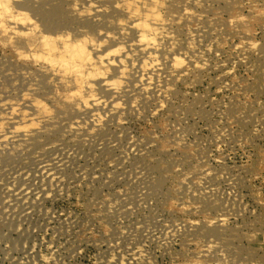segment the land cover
I'll return each mask as SVG.
<instances>
[{
	"label": "rangeland",
	"instance_id": "rangeland-1",
	"mask_svg": "<svg viewBox=\"0 0 264 264\" xmlns=\"http://www.w3.org/2000/svg\"><path fill=\"white\" fill-rule=\"evenodd\" d=\"M149 1L0 0V264H264V0Z\"/></svg>",
	"mask_w": 264,
	"mask_h": 264
},
{
	"label": "bare ground",
	"instance_id": "bare-ground-1",
	"mask_svg": "<svg viewBox=\"0 0 264 264\" xmlns=\"http://www.w3.org/2000/svg\"><path fill=\"white\" fill-rule=\"evenodd\" d=\"M4 1V0H3ZM142 3V2H141ZM0 5H4V4H2V2H0ZM162 5H163V3H162V0H150L148 3H143L142 5H138V7H135V6H131V5H129V6H127V8L126 9H124V10H126V12L128 13L127 15H130V20L128 21L130 24H131V27H132V29H133V31H134V36L138 39V40H140L141 41V43H144L145 45L147 44V45H150V46H154V45H156L155 44V41H156V37H157V35H159V34H155L154 32H152L151 31V28H150V25L152 24V20L153 21H158V23L161 21V19H162V17H163V14H162ZM12 18H14V17H12ZM14 21H15V19H14ZM19 21V20H18ZM17 21V22H18ZM19 23H20V21H19ZM4 24V23H3ZM2 23H1V19H0V30H2V32H4V33H6L7 32V30H6V27L3 25ZM160 24V23H159ZM33 35V34H32ZM34 36V35H33ZM159 37H161V36H159ZM31 38V37H30ZM65 38V35L64 34H57V36H56V40H57V42H59V43H61V44H63V39ZM34 39V38H33ZM163 39V38H162ZM42 44H41V46L43 45V50L42 51H44V53H43V55L42 56H46V59H49V60H52L51 58H50V56H51V50H52V48L50 47V46H46V44H48V43H50V42H48V40H49V38H47L46 36H44V37H42ZM32 41V40H31ZM52 41V40H51ZM162 41V40H161ZM86 43V45L88 46V45H90V46H93V43H90V42H88L85 38H82V39H76L75 40V44L77 45V47H78V49L80 50H78L77 48H76V50H72V49H70V48H68V46L67 45H65V47H61V50H62V52L59 54L60 56L59 57H61V61H62V64H63V66H64V68H65V72L66 71H68V72H71V74H76V73H78V72H81L84 68H88L87 69V73H85V74H89V75H94V74H96L97 72H98V70L97 69H94L95 67H94V65H92V66H88V61H87V57H85V56H83V57H81V51H84V48L82 47V44H85ZM156 43H157V41H156ZM165 43V42H164ZM60 45V44H59ZM157 46V45H156ZM156 46H155V48H156ZM29 47L30 48H32V46H31V43H30V45H29ZM157 49V48H156ZM102 50V49H101ZM100 50V51H101ZM155 50V49H154ZM103 52H101V53H103V54H105L106 53V50L104 51V50H102ZM155 56V55H154ZM153 56V57H154ZM153 57H151V58H153ZM155 58H156V56H155ZM153 60H154V58H153ZM151 61H152V59H151ZM156 61V60H155ZM166 61H168V60H166ZM177 64V63H176ZM96 65V64H95ZM172 66H174L173 68H175L176 67V65L175 64H173L172 63ZM172 68V69H173ZM85 72V71H84ZM113 77H115L114 75H112ZM112 76H110L109 78H110V80H112V82H113V84L112 85H114L115 83H114V79L115 78H112ZM116 77H118V76H116ZM112 78V79H111ZM107 78L106 77H104V76H101L100 78H99V82H102V83H106L107 82V80H106ZM109 80V81H110ZM114 80V81H113ZM111 82V81H110ZM117 83V82H116ZM106 84H109V86H110V83H106ZM111 87V86H110ZM80 92H82V90H80ZM32 99H31V97L29 96V95H27V94H24L23 96H22V101L25 103L26 101L28 102H30ZM106 104V103H105ZM9 107V106H8ZM103 107V106H102ZM7 109V108H6ZM8 110H9V108H8ZM12 111V110H11ZM12 114V113H11ZM12 115H17V113H13ZM44 117H46L47 115L46 114H44L43 115ZM25 120V119H24ZM27 120V119H26ZM45 120H47L46 118H45ZM44 120V118L43 117H41L39 120H38V123H42V122H44L45 121ZM24 123H26V122H24ZM30 123V122H29ZM84 126V125H83ZM12 130L13 129H9V131L10 132H12ZM23 130V129H22ZM30 130V129H29ZM1 129H0V133H1ZM25 131V130H24ZM31 131V130H30ZM32 131H33V129H32ZM26 132V131H25ZM23 134H25V133H23ZM28 134H30V133H28ZM28 136V135H27ZM8 137H10V136H7L5 139H3V140H1L0 141V146H1V148H4V146L6 145V143H9L10 141L8 140L9 138ZM11 138V137H10ZM11 140V139H10ZM18 145V144H17ZM6 146H8V144L6 145ZM9 147H12V146H9ZM8 149V148H7ZM39 164V163H38ZM39 166V165H38ZM41 166V165H40Z\"/></svg>",
	"mask_w": 264,
	"mask_h": 264
}]
</instances>
